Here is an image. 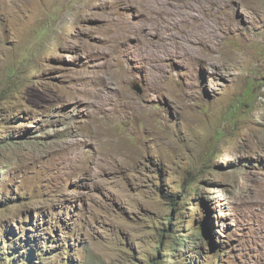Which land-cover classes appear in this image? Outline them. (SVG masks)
I'll use <instances>...</instances> for the list:
<instances>
[{"label": "rangeland", "instance_id": "374dc122", "mask_svg": "<svg viewBox=\"0 0 264 264\" xmlns=\"http://www.w3.org/2000/svg\"><path fill=\"white\" fill-rule=\"evenodd\" d=\"M248 1L0 0V264H264Z\"/></svg>", "mask_w": 264, "mask_h": 264}, {"label": "bare ground", "instance_id": "6f19581e", "mask_svg": "<svg viewBox=\"0 0 264 264\" xmlns=\"http://www.w3.org/2000/svg\"><path fill=\"white\" fill-rule=\"evenodd\" d=\"M148 1V0H146ZM254 1V0H253ZM157 2V1H156ZM248 2H250L251 5H255L256 7L258 6L256 3L252 2V0H249ZM162 5V4H161ZM160 5V6H161ZM146 6V5H145ZM145 9V8H144ZM192 20V19H191ZM202 27H203V35L201 36H197L199 42H206L212 39V37L214 38V32L215 29L208 23L206 22V20L204 22H202ZM201 34V33H200Z\"/></svg>", "mask_w": 264, "mask_h": 264}]
</instances>
